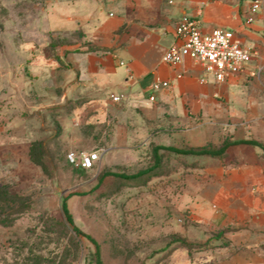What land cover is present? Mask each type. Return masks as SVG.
Here are the masks:
<instances>
[{"label": "rangeland", "instance_id": "obj_1", "mask_svg": "<svg viewBox=\"0 0 264 264\" xmlns=\"http://www.w3.org/2000/svg\"><path fill=\"white\" fill-rule=\"evenodd\" d=\"M36 4L21 2L18 16L13 0H0V264H212L218 230L191 206L203 169L219 160L160 149L158 168L121 175L150 168L156 145L219 146L231 132L167 112L119 130L110 112L62 101L59 67L43 81L32 62L45 52L58 58L60 41L78 37L34 26L26 11L39 12ZM71 150H99L101 158L81 169L68 161ZM65 197L80 234L66 220Z\"/></svg>", "mask_w": 264, "mask_h": 264}, {"label": "crops", "instance_id": "obj_2", "mask_svg": "<svg viewBox=\"0 0 264 264\" xmlns=\"http://www.w3.org/2000/svg\"><path fill=\"white\" fill-rule=\"evenodd\" d=\"M13 1L18 16L21 2L37 3L39 12L28 10L26 15L44 33L78 37L74 43L60 41L58 58L45 52L32 62L43 81L59 67L62 101L81 100L92 110L110 112L113 128L119 130L139 126L150 114L167 112L222 125L233 140L264 143V1L252 23L246 21L250 0ZM183 16L199 19L205 32L234 31L258 55L223 82L201 83L202 72L190 60L179 69L162 60L176 42V24ZM47 49L50 43H45ZM178 71L182 78H176ZM157 79L169 80L171 86L153 92L151 84ZM43 91L45 101L50 94ZM114 94L126 99L114 103ZM151 94L156 97L153 102ZM69 118L64 116L63 122L68 124ZM74 136L73 145L78 142ZM219 160L203 169L202 191L191 206L197 220L218 230L220 242L207 261L264 264V150L255 144H234Z\"/></svg>", "mask_w": 264, "mask_h": 264}, {"label": "built area", "instance_id": "obj_3", "mask_svg": "<svg viewBox=\"0 0 264 264\" xmlns=\"http://www.w3.org/2000/svg\"><path fill=\"white\" fill-rule=\"evenodd\" d=\"M264 0H250V13L246 18L252 23L262 8ZM257 49L246 45L240 37L231 30L214 28L209 32L203 31L197 18L183 16L176 24V42L169 46L162 60L167 65L179 69L187 60L202 72L201 83L209 81L223 82L229 76L241 73L255 56ZM181 71L176 72V78H182ZM171 86L169 80H155L151 84L153 92ZM114 103H121L126 99L123 94L111 96ZM154 94L149 96L155 101ZM101 158L99 150H71L67 154L68 161L81 169H92Z\"/></svg>", "mask_w": 264, "mask_h": 264}, {"label": "trees", "instance_id": "obj_4", "mask_svg": "<svg viewBox=\"0 0 264 264\" xmlns=\"http://www.w3.org/2000/svg\"><path fill=\"white\" fill-rule=\"evenodd\" d=\"M240 143L255 144V145L262 147V149L264 150V143H261L255 140H236V139L235 140H225L219 146L215 144H207L202 147H179V146H174V145H156L154 147V164L150 168L145 169L144 171H141L134 175H121V176L127 179H134V178L143 176L147 174L148 172H151L153 169L158 168L161 165V161H162V154L159 153L160 149L171 151L172 153H175L177 155L206 156V157H211V158L219 160V159H223L226 156V152L230 146L234 144H240ZM62 209H63V212L65 214V217L68 223L72 225V228L74 229L75 232L80 234L78 227L74 225L72 214L70 213L67 207V197H65L64 200L62 201ZM218 236L219 235L217 234L216 241L219 240Z\"/></svg>", "mask_w": 264, "mask_h": 264}]
</instances>
